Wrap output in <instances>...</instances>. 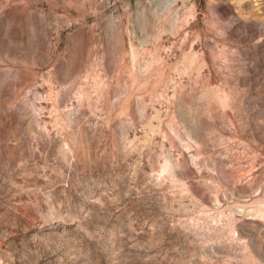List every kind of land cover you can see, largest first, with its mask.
Wrapping results in <instances>:
<instances>
[{
  "label": "rangeland",
  "instance_id": "obj_1",
  "mask_svg": "<svg viewBox=\"0 0 264 264\" xmlns=\"http://www.w3.org/2000/svg\"><path fill=\"white\" fill-rule=\"evenodd\" d=\"M0 264H264V0H0Z\"/></svg>",
  "mask_w": 264,
  "mask_h": 264
}]
</instances>
